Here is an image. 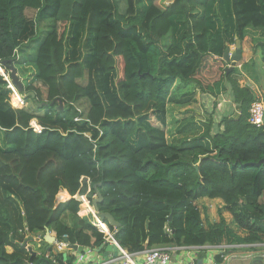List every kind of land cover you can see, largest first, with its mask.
<instances>
[{"label": "trees", "instance_id": "1", "mask_svg": "<svg viewBox=\"0 0 264 264\" xmlns=\"http://www.w3.org/2000/svg\"><path fill=\"white\" fill-rule=\"evenodd\" d=\"M247 38L264 57V0H0V69L10 80L1 62L12 64L19 95L34 94L14 107L20 96L0 74V264H51L21 248L27 235L46 230L100 248L104 235L78 216L74 199L89 187L92 201L95 184L99 212L120 224L115 239L130 253L262 243L264 126L249 123L255 95L238 83L243 73L254 78L250 65L228 71L223 61ZM223 83L236 117L214 133L209 125L188 143H169L168 106L191 104L197 88L215 95ZM61 191L70 199L59 202ZM201 199L222 201L217 222L203 217Z\"/></svg>", "mask_w": 264, "mask_h": 264}, {"label": "built area", "instance_id": "2", "mask_svg": "<svg viewBox=\"0 0 264 264\" xmlns=\"http://www.w3.org/2000/svg\"><path fill=\"white\" fill-rule=\"evenodd\" d=\"M0 74L4 77L5 81L9 84V89L12 91L14 96H20L17 90L11 85L8 76L4 74V72L0 69ZM18 105H14V107H23L25 105V100L22 96H20ZM249 123L256 127L264 126V96L263 94H258L255 97L254 102L251 104L249 110ZM75 122L79 121L78 119H74ZM30 128L35 133H40L42 128L37 125L35 121L30 123ZM86 138L91 141L90 134H84ZM89 184V180H88ZM91 194V190L88 187L87 193L85 195H76L74 198L79 202L80 208L82 206H86L88 211L85 214L80 213V209L78 212L79 217H91V224L104 235V245L115 247L116 251L114 252V256L107 258L100 262H94L92 257L94 254L93 249L80 248L78 245L77 250L72 248V245L69 244L67 237L64 236L62 240H57L55 237V241L52 244L50 250H44L43 253H35L30 244L26 245V250L30 248L35 255H41L43 258L48 260L51 264H58L59 258L62 257V264H68L67 256H72L75 258L73 264H170L171 262V253L176 250H202L205 248H209L211 246H200V247H174V246H158L150 249H145L140 252L130 253L124 248L120 246V244L113 237L112 233L105 221L100 220L97 217L96 212L94 211L91 205V199H89V195ZM94 195L92 198H95ZM43 238L41 236L35 237L33 241L38 243L37 246L40 248L43 242ZM214 249L218 251V253L209 258V264H216L215 257L219 255L222 260L231 258L232 261L245 262L255 261L256 264H264V241L259 244L254 245H222V246H213ZM52 249V253H50ZM31 251H28L30 254ZM228 252V253H227ZM186 264H196L195 259L192 257L189 258V261Z\"/></svg>", "mask_w": 264, "mask_h": 264}, {"label": "crops", "instance_id": "3", "mask_svg": "<svg viewBox=\"0 0 264 264\" xmlns=\"http://www.w3.org/2000/svg\"><path fill=\"white\" fill-rule=\"evenodd\" d=\"M230 52H234V49L232 47H228ZM253 49V46L250 42V39L247 38L245 39V41L242 43V47H241V62H239L237 64L236 68H240L241 65L243 64H248L251 67L248 69L250 70L249 74L253 76L254 78V82L253 80L249 79V77L243 73L242 76H240L239 78V84H241L242 86H248L254 93L255 97L260 93L264 95V57L262 56V53L259 49L255 50ZM226 66H230V64L226 65ZM246 73H248L247 71H245ZM198 90V94L196 95V101H199L197 106L199 107H205L206 105H208V100L213 101L216 105L221 104L222 105V109H224L226 111V115L223 116V118H235L236 115L239 113V108L238 105H236L233 101L232 95H231V90H230V85H228V83H223L217 88L215 87L213 89L215 95H213L211 93V91H206L205 93H201V91L197 88ZM230 90V91H229ZM200 92V93H199ZM226 102L231 103V104H225ZM215 105V108H217L218 106ZM169 109V107H168ZM202 110V108L200 109ZM222 120V119H221ZM221 120L218 123V125L220 124ZM218 129V127H217ZM167 132H168V114H167ZM63 195H66V198L63 199ZM70 199V196L68 195V193L66 191H61L60 196H59V202H65L67 200ZM203 204V206H201V209H203V211H201L203 213V217H206L205 215H208L206 213V209L205 206L209 207L212 205H220L221 207H223V203L221 200L219 199H215V200H209V199H201L200 200ZM199 202V201H198ZM196 202V203H198ZM85 213V208L84 206H82V208ZM205 209V210H204ZM211 215H214L213 211ZM226 219H228L227 221L230 220V215H223ZM218 220L214 221L217 222ZM208 222V221H207ZM213 223V222H211ZM50 234L55 236V234L53 232H51L49 230ZM30 235H28L27 237H29ZM32 236V235H31ZM33 239L37 236H32ZM45 235L42 236V238L44 239ZM44 241V240H43ZM34 242V241H31ZM44 242H42V244H44ZM38 244V243H37ZM222 245H228V244H222ZM220 245V246H222ZM82 248L80 247L78 249V251H80ZM11 250V249H10ZM94 254H93V261L94 262H100L103 261L107 258L112 257L111 255H115L114 252L112 250H107V245H103L98 248V249H93ZM218 253V251L216 249L213 248V246L209 247V248H205L202 250H176L173 253H171V262L170 264H186L187 261H189V258L192 257L193 259H195V263L196 264H209V258L215 256ZM228 253V252H227ZM229 254L227 255V259L226 260H222L221 263H216V264H231L232 262H238V261H232L231 258H228ZM240 264H252L251 261L246 260L245 262H238ZM116 264V263H115Z\"/></svg>", "mask_w": 264, "mask_h": 264}, {"label": "rangeland", "instance_id": "4", "mask_svg": "<svg viewBox=\"0 0 264 264\" xmlns=\"http://www.w3.org/2000/svg\"><path fill=\"white\" fill-rule=\"evenodd\" d=\"M170 1L171 0H162L164 4H168L170 3ZM26 14H27V17L33 19L35 13L33 11H27ZM47 24L41 25L38 29L37 36H35L29 42L28 45L30 47V54H34V51L36 49L35 46H37L38 42L42 39L43 30L46 28ZM232 48L235 50V45H233ZM21 55L22 56L28 55V52L26 51V47L22 49ZM253 82H254V79H253ZM197 94H198V90L196 91L194 101L187 106H176V105L168 106L169 109H168L167 140L169 143L176 144V145H182V144L188 143L190 140L196 137L202 136L205 133L206 128L209 125L211 126V132L214 133L217 131V127H218L217 122H219L221 119L222 120L224 119L223 116L226 115V111L222 109L221 104L216 105L213 101L208 100V103H207L208 105H206L205 107H199L197 106L199 101H196ZM11 103L13 104L12 100H11ZM17 103H18V100H17ZM81 104H84V105H81L82 108H84V106L86 105L84 101H82ZM225 104L227 105L231 103L226 102ZM215 105L218 107L215 108ZM28 106H30V103H28ZM201 108L202 110H200ZM196 205L200 209V211H203V209H201V206H203V204L200 200L198 203H196ZM221 208L222 207L220 205H212L209 207L205 206L206 210L205 209L204 210L208 214L205 216L208 222H214L216 220H219L218 210H220ZM210 211H213L214 215H211L212 212ZM80 213H81V210H80ZM221 214L222 216L224 214L227 215V213H224V211ZM89 220H91V217L89 218ZM116 230L117 229L115 228L111 229L113 233H116ZM30 245L35 253H38V254L43 253L45 250V246H43V244L41 245L40 248L37 246V243L35 242H30ZM8 251H10V248H8ZM231 264H240V263L232 262Z\"/></svg>", "mask_w": 264, "mask_h": 264}, {"label": "water", "instance_id": "5", "mask_svg": "<svg viewBox=\"0 0 264 264\" xmlns=\"http://www.w3.org/2000/svg\"><path fill=\"white\" fill-rule=\"evenodd\" d=\"M241 59V42L239 40L235 41V51L234 52H230L229 49H226L223 55V61L225 63H230V67L228 68V71H230L231 69L235 68V66L237 65V63L240 61ZM1 64L3 66H6L7 70L10 71V83L11 85L17 90L18 93H21L23 91V86H22V82L20 81L17 73H16V69L13 67L12 64H8V62H1ZM34 98V94L33 93H29V94H25L23 95V99H27L28 97ZM58 103H59V110L62 109V102L60 99H57ZM39 108H42L43 106H47V103H41L37 105ZM264 164V159L259 161L257 163V165H261ZM197 168V167H196ZM99 187L100 184H95L93 186V189L96 192V197L92 200V207L94 209V211L97 214V217L102 220V221H106L108 223V225L112 228L115 229H119L120 228V224L115 221V219L109 214V213H102L99 212L98 209V205L103 201V197L101 195V193L99 192ZM171 220V216L169 217V221ZM116 234H113V237L115 238ZM33 241V238L31 236L27 237L25 239V241L23 242V244L21 245V248H25L26 245L28 244V242ZM44 241L48 244V247L46 250H49L52 246V244L55 241V236L51 235L49 230H46L45 232V237H44ZM68 242V241H66ZM72 248L74 250H77V246L73 245ZM107 250H112L113 252L116 251L115 247L113 246H107ZM28 251H31V249L29 248ZM31 256H35V253L31 251ZM252 264H256L255 261L252 262Z\"/></svg>", "mask_w": 264, "mask_h": 264}, {"label": "clouds", "instance_id": "6", "mask_svg": "<svg viewBox=\"0 0 264 264\" xmlns=\"http://www.w3.org/2000/svg\"><path fill=\"white\" fill-rule=\"evenodd\" d=\"M241 47H242V43H241ZM235 51V50H234ZM241 60V59H240ZM240 62V61H239ZM238 62V63H239ZM237 63V64H238ZM228 64H230V63H228ZM228 64H226V65H228ZM227 67V69L230 67V66H226ZM237 67V65L235 66V68ZM234 69V68H233ZM232 70V69H231ZM240 78V77H239ZM239 83V82H238ZM241 85V84H240ZM242 86V85H241ZM243 87H248V86H243ZM264 96V95H263ZM96 196V195H95ZM75 199V198H74ZM94 199V198H93ZM92 199V200H93ZM91 205H92V201H91ZM79 210H80V208H79ZM30 235V234H29ZM28 236V235H27ZM27 236H26V238H27ZM31 236V235H30ZM32 237V236H31ZM33 238V237H32ZM46 243V242H45ZM28 244H30V242H28ZM73 246V245H72ZM25 250H26V247L24 248ZM27 251V250H26ZM28 252V251H27ZM31 255V254H30Z\"/></svg>", "mask_w": 264, "mask_h": 264}, {"label": "bare ground", "instance_id": "7", "mask_svg": "<svg viewBox=\"0 0 264 264\" xmlns=\"http://www.w3.org/2000/svg\"><path fill=\"white\" fill-rule=\"evenodd\" d=\"M82 211L84 212V210L82 209Z\"/></svg>", "mask_w": 264, "mask_h": 264}]
</instances>
